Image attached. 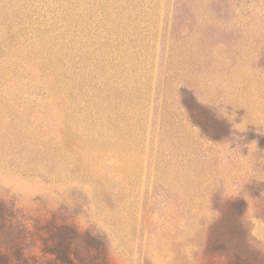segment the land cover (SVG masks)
Listing matches in <instances>:
<instances>
[{
  "label": "rangeland",
  "instance_id": "obj_1",
  "mask_svg": "<svg viewBox=\"0 0 264 264\" xmlns=\"http://www.w3.org/2000/svg\"><path fill=\"white\" fill-rule=\"evenodd\" d=\"M0 203L26 251L264 264V0H0Z\"/></svg>",
  "mask_w": 264,
  "mask_h": 264
},
{
  "label": "trees",
  "instance_id": "obj_2",
  "mask_svg": "<svg viewBox=\"0 0 264 264\" xmlns=\"http://www.w3.org/2000/svg\"><path fill=\"white\" fill-rule=\"evenodd\" d=\"M0 208V264L106 263L107 250L98 236L56 214L44 222L36 221L32 236L39 242V250L26 251L22 247L25 227L20 221L14 223L3 203ZM246 245V241H242V253Z\"/></svg>",
  "mask_w": 264,
  "mask_h": 264
}]
</instances>
